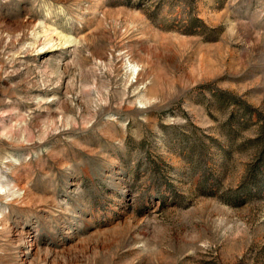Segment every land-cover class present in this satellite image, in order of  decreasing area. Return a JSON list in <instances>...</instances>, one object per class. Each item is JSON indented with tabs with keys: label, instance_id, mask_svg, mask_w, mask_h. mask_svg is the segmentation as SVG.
<instances>
[{
	"label": "rangeland",
	"instance_id": "374dc122",
	"mask_svg": "<svg viewBox=\"0 0 264 264\" xmlns=\"http://www.w3.org/2000/svg\"><path fill=\"white\" fill-rule=\"evenodd\" d=\"M0 264H264V0H0Z\"/></svg>",
	"mask_w": 264,
	"mask_h": 264
},
{
	"label": "bare ground",
	"instance_id": "6f19581e",
	"mask_svg": "<svg viewBox=\"0 0 264 264\" xmlns=\"http://www.w3.org/2000/svg\"><path fill=\"white\" fill-rule=\"evenodd\" d=\"M202 57V56H201ZM199 58V57H198ZM202 60V59H201ZM202 62H203V60H202Z\"/></svg>",
	"mask_w": 264,
	"mask_h": 264
}]
</instances>
